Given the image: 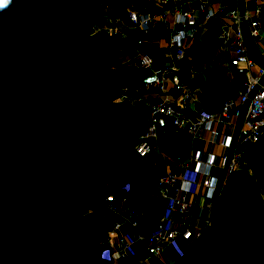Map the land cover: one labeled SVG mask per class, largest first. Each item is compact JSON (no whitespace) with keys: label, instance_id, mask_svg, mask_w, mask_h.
I'll return each mask as SVG.
<instances>
[{"label":"trees","instance_id":"1","mask_svg":"<svg viewBox=\"0 0 264 264\" xmlns=\"http://www.w3.org/2000/svg\"><path fill=\"white\" fill-rule=\"evenodd\" d=\"M132 1L108 4L118 12ZM100 4L10 0L0 8V264H107L99 256L113 221L105 196L128 183L135 211L142 191L156 182L158 158L143 161L133 151L145 105L113 104L121 83L139 75L118 70V37L87 32L103 19ZM214 32L189 49L193 62L205 61L217 45ZM238 86L213 66L201 101L218 108V97ZM157 145L168 155L187 152L186 137L174 130ZM242 160L222 175L210 225L173 264H264V211L256 209L264 133ZM22 213L29 216L14 222Z\"/></svg>","mask_w":264,"mask_h":264},{"label":"built area","instance_id":"2","mask_svg":"<svg viewBox=\"0 0 264 264\" xmlns=\"http://www.w3.org/2000/svg\"><path fill=\"white\" fill-rule=\"evenodd\" d=\"M210 29L219 50L242 76L234 94L218 108H207L201 101L208 63L182 68L191 46ZM87 32L118 37V70L139 75L124 80L113 99L114 105L146 107V120L135 131L136 157L147 158L168 130L183 134L187 144L184 155L163 153L156 182L148 189L176 220L163 215L152 231L139 233L134 219L119 215L120 210L134 212L129 191L121 198L108 193L104 207L113 221L99 241L100 259L107 264H143L152 257L154 264H171L166 250L175 261L182 259L180 238L197 239L210 225L207 220L192 225V210L197 207L201 214L212 207L223 173L240 168L244 151L264 133V66L255 50L264 40V6L261 0L247 6L241 0L232 6L224 0H133L118 12L104 7L103 19ZM199 196L203 206L196 205ZM122 223L130 231L119 233ZM114 236L116 243L110 241Z\"/></svg>","mask_w":264,"mask_h":264},{"label":"crops","instance_id":"3","mask_svg":"<svg viewBox=\"0 0 264 264\" xmlns=\"http://www.w3.org/2000/svg\"><path fill=\"white\" fill-rule=\"evenodd\" d=\"M250 3H251V0H241L242 6H247ZM204 37H205V35L203 36L201 41L198 43H201L203 41ZM198 43H196V44H198ZM255 50L257 51V53L260 54V56L263 57V60H264V45H262L261 43L259 45L256 44ZM188 56H190L189 52H188ZM219 70H220V68H219ZM228 77H230V76H228ZM240 77L242 78V76H240ZM230 78L234 79L232 77H230ZM237 81H239V80H237ZM152 152L158 158L159 166H160V160H161V156L163 155V150L160 149L158 145H156V147L154 148V150ZM160 168H161V166H160ZM126 190H128V183H123V184H120L119 186H116L115 190H114L115 196L117 198H121L122 196H124ZM153 200L154 201L159 200V198L155 197L150 190L144 189L142 191L141 195L139 196L138 201L136 203V207H135L136 210L132 214H129L125 210H120L119 215L120 216H127V217L134 219L137 223L136 231L139 233H146V232L152 231L155 228L160 217H162L163 215H170L174 221L176 220V214L175 213L170 214L167 211V209L165 208V204H164L163 200L162 201L159 200V202H161L160 206H159V204L154 205ZM195 202H196L197 206H203L205 203V200L199 196L198 198L195 199ZM139 206H140V208H139ZM211 209H212V207L209 210H203L202 213L199 214L197 207H195L192 210V216L190 218L191 224L196 226L198 224L203 223L205 220L210 222L212 214H210L208 217V212L210 211V213H211ZM206 228H207V226H206ZM128 231H130L128 224L122 223L120 228H119V233L128 232ZM117 240H118L117 236L110 238V241L112 243H116ZM195 240L196 239H190V240L186 241V240H183L180 238V241H181L183 246L186 244H187V246H189ZM142 244L144 245V242ZM166 257L169 261H172V263L175 262V257L173 256L172 252H170L169 250H166ZM145 259L146 260L144 261L143 264H154L155 263L152 257H146Z\"/></svg>","mask_w":264,"mask_h":264},{"label":"rangeland","instance_id":"4","mask_svg":"<svg viewBox=\"0 0 264 264\" xmlns=\"http://www.w3.org/2000/svg\"><path fill=\"white\" fill-rule=\"evenodd\" d=\"M262 1V4H263V6H264V0H261ZM101 7L102 8H104V7H106L107 5H109L108 4V0H101ZM207 37H204V39H203V41L202 42H206L207 41ZM262 45H264V40H262L261 42H260ZM206 57H205V61L208 63L207 64V68H206V71H205V74L207 75L208 74V72H210L211 70H212V68H213V66H216V65H218V68H220V70L223 72V73H225V74H227L228 76H230V77H232V78H234V79H236V80H240L241 79V77H240V75L234 70V68L232 67V65H230V63H229V60H228V58H227V56L226 55H224L219 49H218V47H217V45H213V46H211L210 47V49L206 52V55H205ZM192 58H191V56H188V58H186L185 60H184V63L182 64V68H186L187 66H189L190 64H192L193 63V60H191ZM191 66V65H190ZM188 68V67H187ZM121 85H122V83H121ZM120 85V86H121ZM224 97H218V101L219 102H222L224 99H226V98H224ZM222 100V101H221ZM137 132H135V134H136ZM163 153H164V151H163ZM152 155H154V153L152 152L147 158H150ZM155 156V155H154ZM147 158H145V159H143V161L144 160H146ZM155 164V163H154ZM1 168H2V166L0 165V176H1V174H3L2 172V170H1ZM259 182H260V185H262V188H264V177L262 178H260L259 179ZM152 188L153 187V185H150L149 186V188ZM1 198H2V195H1ZM160 201H162L161 199H159ZM256 202H257V206H256V209H258V211L259 212H262V211H264V189L263 190H260V192H257V194H256ZM139 208H140V206H139ZM211 213H210V211L208 212V217H209V215H210ZM26 216H29L27 213H22L18 218H16V219H14V222L16 221V220H18V219H20V218H24V217H26ZM237 224H241L240 222H239V220H237ZM258 222H260V221H258ZM210 223H211V220H210ZM207 228H208V226H207ZM28 229L30 230V231H32L33 230V228H31V227H28ZM263 231H264V228H263ZM187 244L186 245H184V249H185V251H186V249H187ZM170 263L171 264H173L172 263V261H170ZM210 264H231L230 262H220V263H210Z\"/></svg>","mask_w":264,"mask_h":264},{"label":"clouds","instance_id":"5","mask_svg":"<svg viewBox=\"0 0 264 264\" xmlns=\"http://www.w3.org/2000/svg\"><path fill=\"white\" fill-rule=\"evenodd\" d=\"M10 3V0H0V8H3Z\"/></svg>","mask_w":264,"mask_h":264},{"label":"water","instance_id":"6","mask_svg":"<svg viewBox=\"0 0 264 264\" xmlns=\"http://www.w3.org/2000/svg\"><path fill=\"white\" fill-rule=\"evenodd\" d=\"M258 59H259L260 64H261L262 66H264V60L261 59V58H258ZM240 121H241V119L238 120V122H237V126L240 124Z\"/></svg>","mask_w":264,"mask_h":264}]
</instances>
